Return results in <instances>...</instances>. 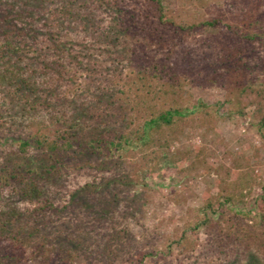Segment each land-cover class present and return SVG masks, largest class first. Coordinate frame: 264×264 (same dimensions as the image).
<instances>
[{
    "label": "trees",
    "instance_id": "obj_1",
    "mask_svg": "<svg viewBox=\"0 0 264 264\" xmlns=\"http://www.w3.org/2000/svg\"><path fill=\"white\" fill-rule=\"evenodd\" d=\"M170 2L0 0V264H28V252L37 264H65L87 251L124 252L133 264H147L152 251L131 255L136 238L118 218L139 209L135 188L168 164L176 136L209 113L192 103L172 60L175 48L206 26L264 48L258 18L241 26L221 18L178 21ZM235 57L230 52L222 61L241 78L248 64ZM259 88L250 81L242 92L260 95L254 116L264 139L263 82ZM251 187L227 172L176 244L204 231L228 264H264V184L255 225L243 227L237 209ZM225 241L230 250L243 248L244 259H230ZM216 258L209 264H219ZM166 262V255L151 260Z\"/></svg>",
    "mask_w": 264,
    "mask_h": 264
},
{
    "label": "rangeland",
    "instance_id": "obj_2",
    "mask_svg": "<svg viewBox=\"0 0 264 264\" xmlns=\"http://www.w3.org/2000/svg\"><path fill=\"white\" fill-rule=\"evenodd\" d=\"M170 3L178 21L221 18L226 23L241 26L244 18L252 16L264 22V0H171ZM230 52L237 57L234 61L248 64L245 76L240 78L234 73V64L228 71L222 59ZM172 60L187 79L186 91L190 93L192 103H204L210 114L203 110L202 117L196 118L176 136L170 147L168 164H158L147 173L145 185L135 188L142 196L141 206L120 216L118 225L136 238L131 255L139 249L152 251L153 256L147 264H152L153 259L159 262L165 255V264H209V259L218 256L220 260L216 263L228 264L214 238L204 231L189 234L187 243L176 244L175 240L195 209L204 206L209 196L217 195L220 178L226 177L227 172L242 184L251 183L245 203L237 209L241 211L239 217L243 218V227L255 225L254 204L264 184V139L254 116L255 102L259 101L260 95L251 89L242 91L250 81L255 91H261L264 48L257 42H239L221 26H206L191 30L175 48ZM89 179L82 177V182ZM78 216H75V222L80 220ZM224 243V247H228L224 252L231 251L230 259L236 263L244 259L238 254L243 248L235 250L234 246L230 250L227 241ZM251 251L254 256L258 253L256 249ZM29 253L28 264H37L29 261ZM129 256L124 252L113 257L87 251L65 264H133L127 259Z\"/></svg>",
    "mask_w": 264,
    "mask_h": 264
}]
</instances>
